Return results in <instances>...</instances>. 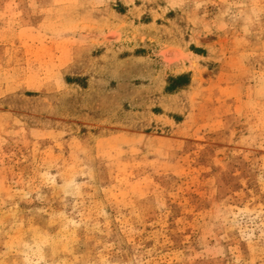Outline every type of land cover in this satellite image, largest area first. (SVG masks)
<instances>
[{"label":"rangeland","instance_id":"374dc122","mask_svg":"<svg viewBox=\"0 0 264 264\" xmlns=\"http://www.w3.org/2000/svg\"><path fill=\"white\" fill-rule=\"evenodd\" d=\"M0 264H264V0H0Z\"/></svg>","mask_w":264,"mask_h":264},{"label":"trees","instance_id":"16d2710c","mask_svg":"<svg viewBox=\"0 0 264 264\" xmlns=\"http://www.w3.org/2000/svg\"><path fill=\"white\" fill-rule=\"evenodd\" d=\"M180 78H182V77H180ZM180 78H178V79H180ZM178 79H177V80H178ZM172 88H173V85H172V86H169V89H172Z\"/></svg>","mask_w":264,"mask_h":264}]
</instances>
